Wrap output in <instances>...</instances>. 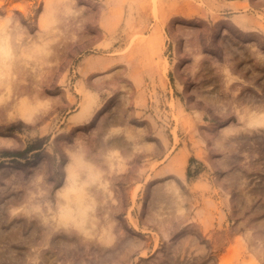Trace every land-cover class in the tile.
Segmentation results:
<instances>
[{
  "label": "rangeland",
  "instance_id": "374dc122",
  "mask_svg": "<svg viewBox=\"0 0 264 264\" xmlns=\"http://www.w3.org/2000/svg\"><path fill=\"white\" fill-rule=\"evenodd\" d=\"M0 264H264V0H0Z\"/></svg>",
  "mask_w": 264,
  "mask_h": 264
}]
</instances>
